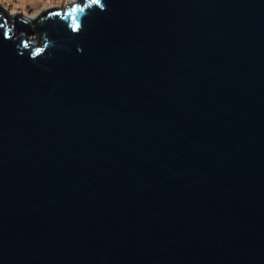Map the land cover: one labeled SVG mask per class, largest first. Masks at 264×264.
<instances>
[{
	"label": "water",
	"instance_id": "obj_1",
	"mask_svg": "<svg viewBox=\"0 0 264 264\" xmlns=\"http://www.w3.org/2000/svg\"><path fill=\"white\" fill-rule=\"evenodd\" d=\"M0 264H264V0L0 3Z\"/></svg>",
	"mask_w": 264,
	"mask_h": 264
},
{
	"label": "rangeland",
	"instance_id": "obj_2",
	"mask_svg": "<svg viewBox=\"0 0 264 264\" xmlns=\"http://www.w3.org/2000/svg\"><path fill=\"white\" fill-rule=\"evenodd\" d=\"M74 2L75 0H0L7 13H18L19 19H22V16L34 19L47 9L56 7L63 10Z\"/></svg>",
	"mask_w": 264,
	"mask_h": 264
},
{
	"label": "snow or ice",
	"instance_id": "obj_3",
	"mask_svg": "<svg viewBox=\"0 0 264 264\" xmlns=\"http://www.w3.org/2000/svg\"><path fill=\"white\" fill-rule=\"evenodd\" d=\"M73 11H75V9H73ZM74 27H78V25H76ZM3 35L6 37L8 35V33L7 32H4Z\"/></svg>",
	"mask_w": 264,
	"mask_h": 264
},
{
	"label": "trees",
	"instance_id": "obj_4",
	"mask_svg": "<svg viewBox=\"0 0 264 264\" xmlns=\"http://www.w3.org/2000/svg\"><path fill=\"white\" fill-rule=\"evenodd\" d=\"M4 12V11H3ZM5 13V12H4Z\"/></svg>",
	"mask_w": 264,
	"mask_h": 264
}]
</instances>
